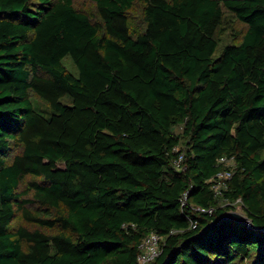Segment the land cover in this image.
I'll return each mask as SVG.
<instances>
[{
  "label": "trees",
  "instance_id": "obj_1",
  "mask_svg": "<svg viewBox=\"0 0 264 264\" xmlns=\"http://www.w3.org/2000/svg\"><path fill=\"white\" fill-rule=\"evenodd\" d=\"M74 1L0 0V264H138L151 232L148 264H264V0H92L95 20ZM224 9L246 30L215 57ZM220 197L250 224L196 236Z\"/></svg>",
  "mask_w": 264,
  "mask_h": 264
},
{
  "label": "rangeland",
  "instance_id": "obj_2",
  "mask_svg": "<svg viewBox=\"0 0 264 264\" xmlns=\"http://www.w3.org/2000/svg\"><path fill=\"white\" fill-rule=\"evenodd\" d=\"M74 6L78 10H82L88 13L94 20L97 19V10L95 3L92 0H75ZM142 13H143V4L141 2L134 3L132 9L129 12L130 20H129V27L130 32L134 36L138 32L144 29V23L142 21ZM246 30V25L239 21L236 16L229 12L228 10L224 9L223 20L220 26V30L218 31V47L214 54V56H218L225 45L228 44H237L241 41V37ZM64 64L67 68L74 74L77 73V68L74 65L73 61L70 57H66L63 59ZM32 101L35 107L41 111L42 113L48 115L50 113V107L47 103L42 101L41 99L37 98L35 95L32 96ZM64 103H70L69 97H64L61 99ZM182 125H177L173 127V133L176 135L182 134ZM184 143H181L179 147H184ZM18 152V149H12L10 155L8 156L7 160L10 161L12 155ZM36 180L38 182L41 181L40 178H36L35 176L28 175L26 178L20 183V190H24L28 187L29 181ZM30 197V195H29ZM229 205L231 208L228 211H235L242 215L244 214L243 206L240 201L230 202L222 197L218 199V206L219 207H226Z\"/></svg>",
  "mask_w": 264,
  "mask_h": 264
},
{
  "label": "built area",
  "instance_id": "obj_3",
  "mask_svg": "<svg viewBox=\"0 0 264 264\" xmlns=\"http://www.w3.org/2000/svg\"><path fill=\"white\" fill-rule=\"evenodd\" d=\"M183 155H179L174 161V166L177 170L183 171L185 166H182ZM218 165H220L219 170L216 172L214 177L210 179L211 189L217 196H221L222 191L228 188V181L232 176V169L234 166V158L222 156L217 160ZM187 200V194L183 193L180 201L181 204H185ZM236 201H240L239 199ZM195 212L199 213H209L212 214L214 211L213 207H202V206H192ZM196 221H190V227L194 228L196 226ZM163 238L156 232H151L145 236L139 245V254L137 256L138 264H148L155 259L160 253V245Z\"/></svg>",
  "mask_w": 264,
  "mask_h": 264
},
{
  "label": "water",
  "instance_id": "obj_4",
  "mask_svg": "<svg viewBox=\"0 0 264 264\" xmlns=\"http://www.w3.org/2000/svg\"><path fill=\"white\" fill-rule=\"evenodd\" d=\"M227 219L236 220V221H238L239 223H241L242 225H245V226L250 224L249 219L245 215H242V214L237 213L235 211H226L223 214H221L217 219L207 223L204 227H202V229L199 231V233L196 236L202 234L203 232H205L208 228H210L214 224H216V223H218L220 221H223V220H227Z\"/></svg>",
  "mask_w": 264,
  "mask_h": 264
}]
</instances>
